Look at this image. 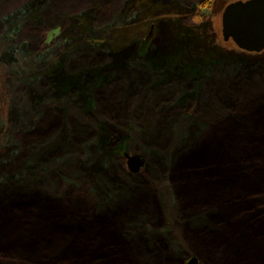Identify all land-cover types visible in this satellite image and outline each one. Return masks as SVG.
I'll return each mask as SVG.
<instances>
[{
    "label": "trees",
    "instance_id": "1",
    "mask_svg": "<svg viewBox=\"0 0 264 264\" xmlns=\"http://www.w3.org/2000/svg\"><path fill=\"white\" fill-rule=\"evenodd\" d=\"M48 1L40 12L39 19H27L17 36L18 42L28 47L31 59L48 49L47 40L58 26L60 18L63 17L64 20L59 25L64 27L67 24L65 20L69 17L94 10L92 26L101 29L119 17L123 6L130 0ZM213 1L194 0L203 8H211ZM203 20L201 14L197 13L186 23L192 26ZM4 29L5 24L1 22L0 35ZM110 65L111 57L107 50H82L66 59L64 73L72 78ZM169 74L171 73L166 69L132 61L127 74L89 88L93 108L78 90H73L76 91L75 96L71 92H58L54 82L43 79L33 86L30 93L35 101L33 107H21L22 116L27 112L33 115L29 132L30 125L26 116L24 128H27L24 131L27 133L24 135L28 138L39 136L38 140L44 141L57 134L63 125L77 127L86 132L85 138L72 139L59 146L66 152L75 149L83 163L92 168L107 162L105 150L113 146L112 142L123 143L132 139L144 151L147 160L146 175L159 174L166 179L174 176L180 191L193 206L214 209L206 211L209 215L206 216V221L203 219L198 222H206L205 228L188 230L189 234L206 236V245H198L201 252H195V255L200 258L217 255L222 258L221 264H239V255L247 253L253 262L258 259V253H255L251 244L244 242L242 247L238 241V238L243 240L241 235L238 238L228 232L225 235L216 231V228L224 231L228 227L226 220L231 214L227 210L236 201H240L241 205L238 207L244 211V215L257 210L264 213V62L252 66L233 65L229 62L214 64L199 78ZM254 86L258 88L255 94H248L243 90ZM192 90L195 91L192 93L195 96L185 98L187 92ZM199 95L204 97L200 101H203V108L206 104V118H189L186 111L191 107L184 105L185 100L193 102ZM157 98L163 99L156 101ZM150 107L154 109V117L146 113V108ZM184 107L188 110L176 117L175 112ZM205 122V135L204 131H195V126H203ZM190 124H194V127L187 130ZM105 138L109 141L112 139V142L108 144ZM59 146L50 149L51 152ZM94 146L97 151L91 152V147ZM51 152L46 155H49V159L54 156ZM200 156H206L209 160L214 157L216 161L215 167L205 172L207 174L204 181L211 191L199 196L191 188L187 178ZM119 164V161L112 163L111 174L116 173L120 178L136 176L126 167H119ZM180 171L184 173L179 174ZM238 174L243 176L242 180L245 182H239ZM147 179L135 189L138 193L137 203L127 205V211H110L106 215L99 214L94 208V212L89 215L72 212L71 216L61 214L57 219L44 209L49 204L44 207L40 206L42 202L36 201L18 204V197H15L17 194L10 195L0 202V264H117L111 260L113 256L125 253H130L132 257L130 264H186L195 256L177 244V241H157L156 248L162 250L158 249L154 259L147 262L146 258H136L141 255V250L151 254V247L146 241L104 239L103 230L106 231L113 225L109 223L111 219L122 216L125 212L136 214L130 209L136 205H157L152 198L162 189L154 184L155 180ZM230 179L237 183L238 190L225 198L212 195V188ZM99 188L105 189V184ZM118 232L124 235L120 225ZM108 234L114 236L112 233Z\"/></svg>",
    "mask_w": 264,
    "mask_h": 264
},
{
    "label": "rangeland",
    "instance_id": "2",
    "mask_svg": "<svg viewBox=\"0 0 264 264\" xmlns=\"http://www.w3.org/2000/svg\"><path fill=\"white\" fill-rule=\"evenodd\" d=\"M237 1L248 0H214L211 8H203L194 0H130L123 6L120 16L101 29L92 26L94 10L69 17L65 20L67 24H64V27L59 25L63 23L62 17L49 35L48 49L31 59L28 47L20 44L17 36L27 19H39L40 12L49 1L0 0V23L5 24V29L0 35V202L15 193L18 204L35 201L42 202L41 207L49 204L50 207L44 209L50 211L57 219L61 214L66 215L65 217L71 216L72 212L89 215L94 212V208L99 214L106 215L110 211H127V205L137 203L138 193L135 189L138 184L143 185L148 178L155 180L154 184L162 189L152 198L157 205H136L130 208L136 214L125 212L122 216L111 219L109 223L113 225L108 223L110 227L106 231L103 230L104 239L146 241L151 247V254L141 250V255L136 258H146L147 262L154 259L158 249L162 250L156 248L157 241H177V244L197 257L200 264H221L222 258L217 255L203 258L195 255V252H201L198 245H206V236L188 233L189 228H205L206 222H198L203 219L206 221V211L214 209L193 206L180 191L174 176L166 179L159 174L146 175L147 160L144 151L140 150L132 139L113 143L112 139L109 141L105 138V142H112L113 145L105 150L108 160L101 166L92 168L83 163L75 149L66 152L59 146L69 143L72 139L85 138L86 132L66 124L57 134L44 141L38 140L39 136L28 138L24 134L31 129L33 115L27 112L22 116L21 107H33L35 101L30 94L33 86L43 79H49L55 83L58 92H71L75 96L76 91L73 90H78L93 108L89 88L127 74L129 63L132 61L166 69L171 73L170 76L175 73L180 77L188 75L197 78L203 77L206 69L214 64L229 62L233 65L252 66L263 63L264 52H244L233 41L226 42L223 38L224 10L229 4ZM197 13H200L204 20L189 26L186 21ZM102 49L110 54V66L72 78L65 75L64 64L70 55L82 50ZM243 90L248 94L258 92L256 86ZM192 93L195 91L187 92L185 98L195 96ZM161 99L163 98H157L156 101ZM187 99L184 105H190L189 111L184 107L174 115L177 117L186 111L189 118H206V104L203 108V101H200L204 100V97L199 95L193 102ZM146 113L148 116H155L152 107L146 108ZM26 116L30 125L27 132L24 131L27 128H24ZM192 127L194 124H190L187 130ZM195 131H204L205 135L206 122L203 126H195ZM56 146H59L58 149L51 152L50 149ZM95 151L96 146L91 147V152ZM49 152L54 154L51 159L48 158ZM47 154L49 155L46 156ZM126 155L143 156L145 166L140 173L126 178H120L116 173L111 174V165L116 161L120 162L119 167L129 170ZM200 157L198 163L192 166L187 178L189 185L199 196L207 195L211 191L206 187L204 178L206 170L214 168L216 161L214 157L212 160L206 159V156ZM105 164L107 166H104ZM181 173L184 172L180 171L179 174ZM215 175L217 176V173ZM242 177L239 175V182H245ZM231 182L234 181L230 179L228 182L217 184L212 188V195L225 198L238 190L237 183ZM102 184H105L103 190L99 188ZM240 205V201L232 203L233 207L227 210L231 214L226 220L228 227H225L224 231L217 227L216 231L224 234L228 232L237 238L241 235L243 240L238 238V241L242 247L244 242L254 247L258 259L252 262L251 257L244 253L239 255V264H264V213L257 210L255 213L248 212L249 214L244 215V211L238 207ZM119 225L124 231L123 236L118 232ZM108 233L114 236L111 237ZM129 254L117 257L114 255L111 260L117 264H130L132 257Z\"/></svg>",
    "mask_w": 264,
    "mask_h": 264
},
{
    "label": "water",
    "instance_id": "3",
    "mask_svg": "<svg viewBox=\"0 0 264 264\" xmlns=\"http://www.w3.org/2000/svg\"><path fill=\"white\" fill-rule=\"evenodd\" d=\"M222 34L226 42L232 40L242 51L264 52V0L237 1L229 4L222 16ZM129 171L138 175L145 166L141 155H126ZM188 264H200L197 257Z\"/></svg>",
    "mask_w": 264,
    "mask_h": 264
}]
</instances>
